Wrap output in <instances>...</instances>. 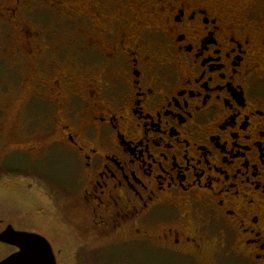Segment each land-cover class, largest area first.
<instances>
[{"label":"flooded vegetation","instance_id":"1","mask_svg":"<svg viewBox=\"0 0 264 264\" xmlns=\"http://www.w3.org/2000/svg\"><path fill=\"white\" fill-rule=\"evenodd\" d=\"M0 23L58 242L19 231L55 264H264V0H0Z\"/></svg>","mask_w":264,"mask_h":264},{"label":"rangeland","instance_id":"2","mask_svg":"<svg viewBox=\"0 0 264 264\" xmlns=\"http://www.w3.org/2000/svg\"><path fill=\"white\" fill-rule=\"evenodd\" d=\"M45 15L42 13L40 18L48 19ZM14 35L17 32L13 25L5 26L0 23V230L7 224L17 230L35 229L45 235L55 247L57 237L45 219L50 211L55 212L54 201L40 183L19 175V171L26 167L18 159L20 154L12 155L24 143L20 139L25 134L23 127L26 130V127L33 125L39 114L34 102L37 100L31 98L33 90L28 81L29 64L18 58L19 66L15 67L12 62L2 58L3 48L10 46L8 36L13 38ZM4 37L6 44L3 43ZM38 134L39 132L34 135ZM38 170L47 172L48 175L54 173L47 163L39 165ZM13 251L14 248L0 243V260Z\"/></svg>","mask_w":264,"mask_h":264},{"label":"water","instance_id":"3","mask_svg":"<svg viewBox=\"0 0 264 264\" xmlns=\"http://www.w3.org/2000/svg\"><path fill=\"white\" fill-rule=\"evenodd\" d=\"M0 243L17 249L0 260V264H55L51 246L41 235L19 231L8 225L0 231Z\"/></svg>","mask_w":264,"mask_h":264}]
</instances>
